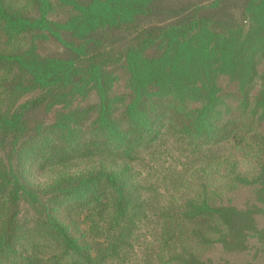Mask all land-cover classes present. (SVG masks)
<instances>
[{
    "label": "trees",
    "instance_id": "trees-1",
    "mask_svg": "<svg viewBox=\"0 0 264 264\" xmlns=\"http://www.w3.org/2000/svg\"><path fill=\"white\" fill-rule=\"evenodd\" d=\"M263 202L264 0H0V264H230Z\"/></svg>",
    "mask_w": 264,
    "mask_h": 264
},
{
    "label": "rangeland",
    "instance_id": "rangeland-1",
    "mask_svg": "<svg viewBox=\"0 0 264 264\" xmlns=\"http://www.w3.org/2000/svg\"><path fill=\"white\" fill-rule=\"evenodd\" d=\"M88 137V136H86ZM88 142V138L86 140ZM85 142V143H87ZM99 142V141H98ZM84 143V140L79 143L76 146V152L74 153V158L69 163H63V164H52L49 166H46L45 170L42 172H39V170L32 169L30 167H26V180L28 182V185L30 187L32 186H39L43 189V187L51 185L55 183V181L58 180V178H74L76 176H85L89 175L91 173H96L99 171V169H108V166L110 165L109 160L107 158L102 157L101 155H95L93 157H80L78 151H82V148H86V144ZM97 147H101L99 144H95ZM94 145V146H95ZM189 149V147H187ZM88 149V147H87ZM187 149V150H188ZM78 150V151H77ZM189 151V150H188ZM196 154V153H194ZM146 161L150 158L149 156L145 157ZM184 161V159H173V164H180V162ZM246 159L243 161L241 160L238 168L241 172H247L250 169H248ZM193 160L191 158L185 160V164L192 163ZM222 159L218 160L215 157H210L207 159H202L200 161H196L195 165H193V168L190 169H229L227 168V164L223 162ZM157 163V169H165V164L162 166L156 161ZM106 166V167H104ZM33 167V166H31ZM171 169H179V166L170 167ZM167 168V169H170ZM137 169V168H135ZM207 180L211 183L210 186L216 187L218 185V182L213 178L212 174H209L207 177ZM233 196V202L241 206L246 201H248L250 198H252L249 187H243L239 191H234ZM158 202L164 204L165 199L164 197H158ZM167 200V199H166ZM262 207V210L264 211V202L260 205ZM256 224L259 227L264 226V213H258L256 215ZM257 236L249 235L247 237V243H248V251L246 252H221L219 249V246L211 249L210 255L214 261L218 260H227L230 262V264H264V249H255V246L257 244Z\"/></svg>",
    "mask_w": 264,
    "mask_h": 264
}]
</instances>
